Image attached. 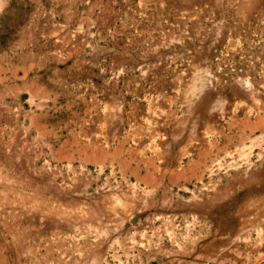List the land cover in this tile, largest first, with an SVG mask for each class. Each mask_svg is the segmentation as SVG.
<instances>
[{
    "label": "rangeland",
    "instance_id": "374dc122",
    "mask_svg": "<svg viewBox=\"0 0 264 264\" xmlns=\"http://www.w3.org/2000/svg\"><path fill=\"white\" fill-rule=\"evenodd\" d=\"M0 264H264V0H0Z\"/></svg>",
    "mask_w": 264,
    "mask_h": 264
},
{
    "label": "crops",
    "instance_id": "0c3cea01",
    "mask_svg": "<svg viewBox=\"0 0 264 264\" xmlns=\"http://www.w3.org/2000/svg\"><path fill=\"white\" fill-rule=\"evenodd\" d=\"M26 23V24H25ZM18 31H19V29H24V28H28L29 27V25H28V22H26V21H22V22H20V23H18ZM41 30H43V29H41ZM40 30V31H41ZM46 37V36H48V33H47V31L46 30H44L43 32H42V36L41 37ZM44 42H46V40H44ZM41 49V48H40ZM46 52H48V51H46ZM43 59H44V62L46 63L47 62V57H46V53H44V54H42V52H40V57H39V55H36V54H33L30 58H29V62H28V64L27 65H25V64H23V65H21L20 63L21 62H18V64L17 63H13V62H11V65H13V67H16V66H18V67H21L20 69H24V70H29L28 68H32V69H34V68H41V67H43L44 66V62H43ZM17 71H19V70H17ZM25 75L26 74H23V75H20V76H15L16 78H24L25 77ZM39 77V75L37 74L36 75V77H35V79H37ZM37 84H39V82H37ZM37 114L38 113H36L35 112V114L34 113H32L31 114V116H30V119H32V121H33V119H35V118H39L38 116H37ZM46 127H47V129H46V133H48L49 132V130L50 129H52L53 128V126H49V122L47 121L46 122ZM59 150H60V148L59 149H57V153H56V157L55 158H60L59 157Z\"/></svg>",
    "mask_w": 264,
    "mask_h": 264
}]
</instances>
